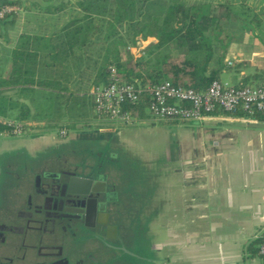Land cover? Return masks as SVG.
I'll use <instances>...</instances> for the list:
<instances>
[{
    "label": "crops",
    "instance_id": "obj_1",
    "mask_svg": "<svg viewBox=\"0 0 264 264\" xmlns=\"http://www.w3.org/2000/svg\"><path fill=\"white\" fill-rule=\"evenodd\" d=\"M7 1L11 0L0 3ZM18 1V11L0 21V78L10 72L12 53L20 48L22 36H36L34 77L47 84L0 88V122L25 127L21 134H0V209L20 208L30 191L28 177L23 176L21 189L13 181L21 177V166L34 173L47 169L52 158H38L39 153L45 154L52 144L90 138L97 140L91 142L95 159L113 160L104 164L103 181L114 189L116 219L123 217L131 225L129 212L137 194L151 195L146 200L157 204L152 218L156 229L141 235L144 264H264L260 256L245 252L248 241L264 230V120L239 109H216L200 121L155 120L147 109L146 117L127 125L99 120L88 94L94 85L93 48L98 45H89L90 54L76 45L70 54L64 35L68 21H46L58 13L41 12L33 6L35 0ZM229 58L227 51L225 60ZM252 72L253 68L224 70L220 80L235 84L240 75ZM34 91L59 96L57 114L35 118L27 99ZM22 105L28 112L20 110ZM39 124L44 132L28 131ZM56 126L67 135L52 132ZM132 150L146 153L157 165L153 172L143 173L140 182L133 181L136 175L129 170L135 161L124 160Z\"/></svg>",
    "mask_w": 264,
    "mask_h": 264
},
{
    "label": "trees",
    "instance_id": "obj_2",
    "mask_svg": "<svg viewBox=\"0 0 264 264\" xmlns=\"http://www.w3.org/2000/svg\"><path fill=\"white\" fill-rule=\"evenodd\" d=\"M121 1L79 0L74 6L84 11L83 15L70 19L65 25L67 30L64 35L70 54L74 53L76 45L86 53H89L90 44L94 42L98 45L93 48L95 57L91 61L93 65H90L93 68L94 85L107 84L109 71L113 68L122 81L141 87L168 80L173 85L199 91L205 89L212 80H219L222 71L234 69L237 72L239 67L246 64L245 60H240L233 66H227L225 61L230 38L227 33H223L220 23L222 20L238 17L239 14L234 12L232 6L219 4L216 11H213L202 3L173 1L164 13L156 14L148 10L142 11L143 4L135 8L130 2ZM2 3L17 5L19 1ZM57 8L65 9L62 6ZM137 15L142 16V20H138ZM124 21L128 22L131 34H122L118 30ZM105 27L111 31L102 41H96L98 39L93 35L101 33ZM138 36L141 40L148 37L153 40L143 46L141 53L136 56L131 53L129 46H137ZM37 39L36 36H22L20 48L12 53L10 72L6 77L0 78V88L9 85L47 84L45 80L34 77L38 53L33 49V42ZM88 65L87 59L86 66ZM256 83H264V69L240 75L233 85L242 87ZM146 106L147 96H142L136 106L126 107L135 118H143L148 115ZM20 110L28 112L25 105ZM24 113L20 112L23 118L27 116ZM249 116L264 120V111H255ZM11 129V124L0 122V134H12ZM22 129L25 127L22 126ZM260 245H264V230L246 244L247 256H260L264 260V255L258 252Z\"/></svg>",
    "mask_w": 264,
    "mask_h": 264
},
{
    "label": "flooded vegetation",
    "instance_id": "obj_3",
    "mask_svg": "<svg viewBox=\"0 0 264 264\" xmlns=\"http://www.w3.org/2000/svg\"><path fill=\"white\" fill-rule=\"evenodd\" d=\"M55 162L34 173L20 208L0 209V264H144L141 238L133 250L128 221L115 218L112 185L85 193L86 180H106L113 160Z\"/></svg>",
    "mask_w": 264,
    "mask_h": 264
},
{
    "label": "rangeland",
    "instance_id": "obj_4",
    "mask_svg": "<svg viewBox=\"0 0 264 264\" xmlns=\"http://www.w3.org/2000/svg\"><path fill=\"white\" fill-rule=\"evenodd\" d=\"M34 1V0H33ZM79 0H35L33 2V6L37 9H40L41 12H45L48 14L58 13V16H52V18L46 19V21L53 20L66 23L72 18H79L83 15L84 11H81L79 8H75L74 3ZM121 1V0H119ZM126 2L132 3V6L138 7L140 4H143L142 11L148 10L150 12L156 14H162L167 9L168 5L173 1H181L186 4L191 3H202L205 6H209L211 10L216 11V6L219 4H227L233 7L234 12H236L238 17H231L226 20H222L220 25L222 27L223 33H227L230 38V42L228 45L227 51L229 52L230 58L226 59L227 66H233L237 61L245 60L246 64L242 65L240 70L247 71L248 69H264V67L260 68V66H264V0H125ZM122 2V1H121ZM56 6V8H55ZM62 6L65 8V11L61 12V9L57 8ZM135 7V8H136ZM206 9V7H205ZM56 17V18H55ZM138 20H142V16H136ZM47 18V17H46ZM45 20V19H44ZM118 30L123 33L131 34V29L128 27V22L124 21L122 23V27H119ZM111 31L110 28H104L101 33H95L93 36L98 40L102 41L104 36ZM222 33V34H223ZM128 34V35H129ZM138 36V41L140 42L137 46H129V50L134 55H139L141 53V48L147 44L150 39L141 40ZM226 58V57H225ZM230 62V64H228ZM235 71L234 69H231ZM27 99L30 101L32 105V113L34 117L37 119L45 120L49 118V116H53L57 114L58 107L57 103L60 102L59 96H54L51 92L46 91H34L27 95ZM74 111L71 112V114ZM138 124V121H135ZM40 125V126H39ZM33 129H29L28 131L33 134H37L40 132H44L45 126H41L43 124H39ZM59 127H55L51 131L56 133L59 131ZM25 131V130H24ZM58 136V134H57ZM90 140V138H88ZM76 140L71 139L68 143L62 144L58 147H55L57 144H52L45 154L39 153L38 158H42L43 155L51 156V167L47 169L53 168L56 165L55 159L61 157L67 160V164L77 162L79 160L92 162L95 160V156L91 155V150H93V145L95 146V142L92 141L97 140ZM89 148V149H88ZM114 148V147H112ZM90 150V152H89ZM112 154V153H111ZM41 156V157H40ZM102 156V155H101ZM111 156L108 154V157ZM127 160L135 161V164L129 167V170H132L133 174L136 175V178L133 180L134 182H140L139 177L146 172H153L157 167L152 161H149L146 153L142 151H128L125 153ZM107 157V156H106ZM104 157V158H106ZM130 157V158H129ZM27 158V157H25ZM24 159V158H23ZM103 160V159H102ZM25 166V165H24ZM24 166H21L22 172H20V176L18 180L13 179L14 183L19 187L17 189H21V184L23 182V176L28 177V183L32 184V178L34 176V172L25 171ZM132 168V169H131ZM138 191V190H137ZM25 193V191H24ZM23 193V194H24ZM151 195H145L142 193L135 195L134 200L132 201V209L129 212L131 217V222L129 226V233L132 234L131 240V248L136 250L138 247L135 246L134 240L137 241L142 239L144 233L148 230V235L151 231L156 229L155 220L152 218L155 217L157 212V204L152 200H146ZM138 233L136 236L135 234ZM135 237V238H134ZM146 237V235H145ZM140 244V241L138 242ZM118 264H123L119 262Z\"/></svg>",
    "mask_w": 264,
    "mask_h": 264
},
{
    "label": "built area",
    "instance_id": "obj_5",
    "mask_svg": "<svg viewBox=\"0 0 264 264\" xmlns=\"http://www.w3.org/2000/svg\"><path fill=\"white\" fill-rule=\"evenodd\" d=\"M17 11L15 4L0 3V21ZM88 94L92 98L96 118L119 125L131 124L136 119L126 106H136L142 96H147L146 109L149 116L160 121H200L216 109L225 112L239 109L247 115L264 111V83L236 87L214 79L205 89L196 91L164 80L155 85L141 87L122 81L113 68L109 71V82L93 85ZM11 127L13 134L24 132L20 124L12 123ZM66 135V129H59V137ZM258 252L264 255V245L258 247Z\"/></svg>",
    "mask_w": 264,
    "mask_h": 264
},
{
    "label": "water",
    "instance_id": "obj_6",
    "mask_svg": "<svg viewBox=\"0 0 264 264\" xmlns=\"http://www.w3.org/2000/svg\"><path fill=\"white\" fill-rule=\"evenodd\" d=\"M139 44H140V42L137 41V45H139ZM98 184L104 186L105 185V182L104 181H101L99 179H97V180H93V179H90V178L87 179L86 182H85V187H86L85 193L86 192H89L90 186H92V185H98Z\"/></svg>",
    "mask_w": 264,
    "mask_h": 264
}]
</instances>
